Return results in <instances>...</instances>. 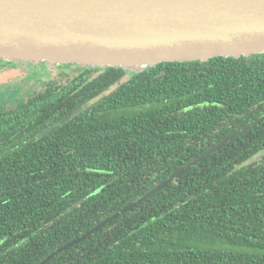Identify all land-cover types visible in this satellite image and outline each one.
<instances>
[{
	"label": "trees",
	"instance_id": "obj_1",
	"mask_svg": "<svg viewBox=\"0 0 264 264\" xmlns=\"http://www.w3.org/2000/svg\"><path fill=\"white\" fill-rule=\"evenodd\" d=\"M74 66L0 90V264H39L264 114V54ZM46 264H264V119Z\"/></svg>",
	"mask_w": 264,
	"mask_h": 264
},
{
	"label": "water",
	"instance_id": "obj_2",
	"mask_svg": "<svg viewBox=\"0 0 264 264\" xmlns=\"http://www.w3.org/2000/svg\"><path fill=\"white\" fill-rule=\"evenodd\" d=\"M252 54H264V0H0V60H15L26 70L77 64L141 73L163 62ZM263 119L264 114L224 137L39 264L138 206Z\"/></svg>",
	"mask_w": 264,
	"mask_h": 264
},
{
	"label": "rangeland",
	"instance_id": "obj_3",
	"mask_svg": "<svg viewBox=\"0 0 264 264\" xmlns=\"http://www.w3.org/2000/svg\"><path fill=\"white\" fill-rule=\"evenodd\" d=\"M7 61V60H6ZM9 61V60H8ZM10 64L18 65L16 63L11 62ZM7 65V66H6ZM75 65V64H74ZM71 65L70 67H66L63 70H53L50 69L47 65H40L35 68H40L38 71H28L22 67H11V65H8L6 62L0 63V68L5 66L4 68L0 69V90L6 91L7 85L15 90L14 85L22 83H25L26 80L31 79H39L28 82L29 88L26 90V92H29L28 90L34 91V90H40V88H44L46 86L47 82H50V80H56V81H62V80H68L69 78H73L77 74H72L73 71H76L77 73V66ZM81 67V66H80ZM95 75L97 76L98 73L95 72ZM95 78V77H94ZM25 92V93H26ZM10 93L7 94L9 96ZM14 95L12 94L11 97ZM27 96V95H26ZM11 107V106H9Z\"/></svg>",
	"mask_w": 264,
	"mask_h": 264
},
{
	"label": "flooded vegetation",
	"instance_id": "obj_4",
	"mask_svg": "<svg viewBox=\"0 0 264 264\" xmlns=\"http://www.w3.org/2000/svg\"><path fill=\"white\" fill-rule=\"evenodd\" d=\"M94 72H98V70H94V71H92V73H94ZM93 78H94V77H93ZM14 86H15V85H14ZM116 86H117V85L112 86L110 90H112V89L114 90V89L116 88ZM16 88H18V91H24V89H23L22 87H18V85H16ZM108 93H109V92H108ZM17 96L19 97L20 95H17ZM0 97H1L0 100H5V99H4L5 97H4L3 94H1V93H0ZM21 97H22V96H21ZM97 97H98V95H97ZM6 99H9V98H6ZM96 99L98 100V98H96ZM9 100H11V99H9ZM9 105H14V104H13V102H12V103H9Z\"/></svg>",
	"mask_w": 264,
	"mask_h": 264
}]
</instances>
